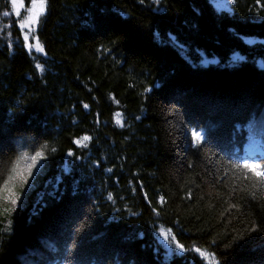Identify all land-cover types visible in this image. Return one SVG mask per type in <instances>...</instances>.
Returning <instances> with one entry per match:
<instances>
[{"label":"trees","instance_id":"16d2710c","mask_svg":"<svg viewBox=\"0 0 264 264\" xmlns=\"http://www.w3.org/2000/svg\"><path fill=\"white\" fill-rule=\"evenodd\" d=\"M9 1L0 180L19 154L43 155L0 216V264H264L248 232L264 191L231 167L264 165V0H48L43 53L23 48Z\"/></svg>","mask_w":264,"mask_h":264},{"label":"snow or ice","instance_id":"6c2138e0","mask_svg":"<svg viewBox=\"0 0 264 264\" xmlns=\"http://www.w3.org/2000/svg\"><path fill=\"white\" fill-rule=\"evenodd\" d=\"M145 0H140V3L143 4ZM232 3H235L236 0H231ZM153 3H155L157 6L160 4V0H153ZM257 4H260V0H257ZM24 5L20 2V0H11V8L13 12L16 13V15L19 17L22 15L21 8H23ZM48 8V0H31V6L25 8V12L27 15L21 20L19 27L21 29L27 28L28 31L23 33V48L29 50L31 52L33 49L37 53H43L44 47L41 44L38 36L35 34V26L38 25V23L41 22V17L45 15V12ZM9 13L5 12L4 16H8ZM33 41V43H30L29 40ZM13 46L9 44V48H12ZM107 50V49H106ZM35 68L38 72L44 73L45 72V66L43 63L37 62L35 64ZM149 91V89H145V92ZM83 107L85 109H88L89 105L84 104ZM119 115V113H117ZM139 119V117H136ZM75 123V121H73ZM117 124H120L121 122L119 120L116 121ZM203 139L201 136V133L193 130L192 131V143L196 148H200V141ZM91 140V137L88 135H85L81 138L74 139L73 144L77 145L78 147H87L86 143ZM53 152L56 151L55 148L52 149ZM43 155V147L41 150L35 151V155L29 157L28 152L21 153L15 161L12 162L11 167L7 170V174L5 177L0 180V216H10L12 213L17 211L18 202L21 200L22 193L24 191L25 185L28 183L29 177L32 175V169L36 167L38 159L42 158ZM67 155L69 157H72L74 155V152L69 149L67 152ZM76 159H80L79 156H76ZM30 161V162H28ZM191 167V165H189ZM231 167L233 169H243L245 172V178L253 181V187H259L261 191H264V165L256 162H249L248 160H243L239 163H231ZM107 171L111 172L112 169L109 168ZM247 173H251L250 176L247 175ZM108 200H112V194L109 193ZM253 199H255V196L253 195ZM160 201H164V197H160ZM232 208H239V205H234L229 203L228 208L224 209V212H228L229 209ZM155 212L156 210L153 209ZM224 212H221V216L224 215ZM230 214V213H229ZM12 230V221L9 220L8 222V229L7 231L11 232ZM82 231V230H77ZM171 231V230H169ZM249 234L256 233L260 235L262 238H264V214L259 216V219H253L251 221V226L248 229ZM161 235H164L165 240H168V236L164 233H161ZM171 241H176L175 247L178 249L181 253H185L187 249L184 245L180 244L177 241V238L175 236L171 237ZM73 245L77 243V241L73 240L71 241ZM195 252L199 253L200 256L204 257L205 255H211L205 254L202 252L199 248L194 249Z\"/></svg>","mask_w":264,"mask_h":264},{"label":"rangeland","instance_id":"374dc122","mask_svg":"<svg viewBox=\"0 0 264 264\" xmlns=\"http://www.w3.org/2000/svg\"><path fill=\"white\" fill-rule=\"evenodd\" d=\"M20 2L24 5V3H23L22 0H20ZM9 4H10V8H11V0L9 1ZM222 5H223V2H217V3H216V6H217V7H221ZM30 6H31V3L29 4L28 7H30ZM24 9H25V6H24L23 8H21V10H20L21 13L24 12V14L18 17V16L16 15V13L13 12V10H12V8H11V14H13V16H14L15 18H18V19H19V21H18V25L20 24L21 20L27 15V13L25 12ZM36 27H37V25L35 26V30H36ZM27 31H28L27 28H25V29H21L20 35H21V38H22L23 43H24V40H23V33H24V32H27ZM35 34H36V33H35ZM29 42H30V43H33V41L31 40V37H30ZM26 50H27V49H26ZM27 51H29V50H27ZM19 155H20V154H19ZM31 156H33V155H31ZM31 156H29V157H31ZM16 159H17V158H16ZM16 159L14 158L12 161H15ZM28 162H30V161H28ZM11 165H12V163H10L9 166L7 165V169H9V168L11 167ZM40 168H41V166L38 167V165L36 164V167H34V168L32 169V175L29 177V179H28V183L25 185L26 187H28V186L31 184L32 180L34 179V178H33L34 175H37V174H38V172L40 171ZM161 233H164V232H163V231H160V234H159V235H160V237H161V240L167 241V240H165L164 235H161ZM165 235H166V232H165ZM166 245H167V243H166Z\"/></svg>","mask_w":264,"mask_h":264}]
</instances>
